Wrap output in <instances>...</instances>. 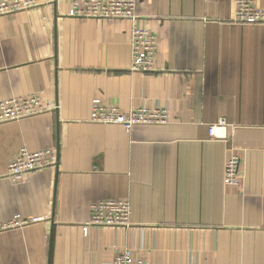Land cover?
<instances>
[{
	"label": "crops",
	"instance_id": "crops-1",
	"mask_svg": "<svg viewBox=\"0 0 264 264\" xmlns=\"http://www.w3.org/2000/svg\"><path fill=\"white\" fill-rule=\"evenodd\" d=\"M34 1L0 17V102L36 94L57 109L0 125V222L38 219L0 233V264H111L124 249L148 264H264V24L231 22L235 0H138L158 47L154 72L131 73L128 20ZM94 100L169 121L93 124ZM221 118L228 138L215 141ZM23 148L56 152V167L12 182ZM232 154L236 187L223 183ZM108 200L128 201L129 228L85 226Z\"/></svg>",
	"mask_w": 264,
	"mask_h": 264
},
{
	"label": "built area",
	"instance_id": "built-area-1",
	"mask_svg": "<svg viewBox=\"0 0 264 264\" xmlns=\"http://www.w3.org/2000/svg\"><path fill=\"white\" fill-rule=\"evenodd\" d=\"M138 0H71L68 17L80 19H124L131 24L130 49L131 73H152L157 55V39L140 24L137 15ZM34 0H0V17H6L37 7ZM231 22L239 24H264V11L257 8L256 0H235L234 15ZM57 106L43 100L39 95L13 97L0 102V125L17 122L23 119L39 116L55 111ZM168 112L160 107L131 109L122 113L117 108L107 107L99 100L92 102L89 122L103 125H119L124 131L139 124L163 125L168 123ZM228 123L221 118L209 125L208 135L215 141H226ZM56 152L42 150L30 152L20 149L7 168L6 178L12 182H21L25 176L57 165ZM240 156L232 154L226 160L223 170L225 186L236 187L240 182ZM131 208L128 201H101L89 206V218L86 227L106 226L112 229H127L130 227ZM38 222V219L13 218L0 222V233L22 229L27 225ZM86 233V228H84ZM111 264H148L142 259H134L132 250L124 249L116 254Z\"/></svg>",
	"mask_w": 264,
	"mask_h": 264
}]
</instances>
